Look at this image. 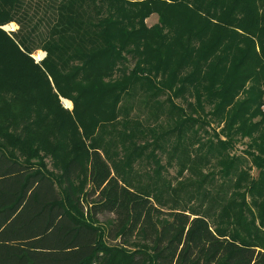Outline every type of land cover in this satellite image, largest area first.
<instances>
[{
  "label": "trees",
  "instance_id": "1",
  "mask_svg": "<svg viewBox=\"0 0 264 264\" xmlns=\"http://www.w3.org/2000/svg\"><path fill=\"white\" fill-rule=\"evenodd\" d=\"M262 105L264 0H0V264H264Z\"/></svg>",
  "mask_w": 264,
  "mask_h": 264
},
{
  "label": "rangeland",
  "instance_id": "2",
  "mask_svg": "<svg viewBox=\"0 0 264 264\" xmlns=\"http://www.w3.org/2000/svg\"><path fill=\"white\" fill-rule=\"evenodd\" d=\"M156 19H157L156 14H152L147 19V25H149V26L152 25L154 22H156ZM7 25L12 26L13 27V30H11V31L10 30H7ZM2 28L7 33H11V32H14V31L17 30L18 25L16 23H14V22H10V23L5 24L4 26H2ZM41 30H42V34H41V36L36 37V39H35L36 42H38L40 40V38L43 37V35H45L46 25H42ZM195 45H198V44H195ZM36 51L37 52L38 51L45 52V50H43V49H38ZM127 60H128L127 63H126L127 64V66H126L127 67V70L124 71V74L125 73H128L127 71L134 66L135 62L137 61V57H132V56L129 55L128 58H127ZM141 66H145V67L149 68V64L148 63L147 64L143 63V64H141ZM189 69H192V66H190V67H188L186 69H183V71L184 72H188ZM183 71H180L179 74H184ZM150 76L151 77H154V73H150ZM159 78H160L159 76H156L153 80L155 82H158L159 81ZM179 82H176V86H178L180 84ZM163 89H165L166 92L168 91V88H166V87H163ZM169 94H171V92H169ZM243 95L244 94H240V96L238 98L241 99L243 97ZM146 96L147 95L145 93L144 94H142V93L133 94L132 95V98H130L131 104L133 106L132 107L133 108V111L130 112V115L129 116L124 117V118H127L129 120H135V121H136L137 118H138L137 120H139V121H141L140 119H143V120L145 118L148 119L149 116H150V113L152 111H155L156 108H157V106L159 105V103H161L160 101L163 102V101L166 100V95L163 94V96H161V99L158 100V102L156 104H153L154 102H151V100L149 101L148 99H146L145 102L144 101L141 102L142 100H144V98H146ZM183 98L182 97H177V98H174V101L177 104H183L184 103L183 100H185V97H183ZM186 98L188 99V101H193V98L190 97V96H187ZM65 100L66 99H64V102H65ZM140 103H141V105L143 103H145L144 108H140L141 107L140 106ZM64 107L67 108V110L71 111L72 110L71 102H70V106L67 105V106H64ZM139 108H140V110H139ZM163 108L165 110V113L164 114L161 113L162 116H161V118H159L160 120L159 119L158 120L159 121H163L166 124L168 122V120H169L168 119V116L169 115L166 114V110H167L166 108L167 107H163ZM262 109L264 110V105H262ZM206 110H208V107H206ZM137 113L139 114L138 116H137ZM143 120L141 121L142 123L144 122ZM155 124L156 123L154 122L153 125H155ZM165 127L166 128H171L172 125L165 126ZM210 128L207 127V129H208V131L210 133H211L212 128H215L216 131H219L222 128V124H219L218 125L217 123H215V121H213L212 124H211V126H210ZM248 143H249V138H247V137H243V138L240 137L239 138L238 136H236V138L234 139V149L229 151L230 155H232V154L233 155H243V152H244L243 150H245L247 148V144ZM195 147H196V145H195ZM146 150L147 151L144 153L143 156H140L137 160H135L132 163V167H131V169L129 171L130 174H132V177L134 179H138V181H136L137 183H141V184L146 183L148 181L147 180V176L150 175L151 177H153L154 171L157 170V169H159V166L164 167V170H162V172H160V176L162 177V179L164 181L170 182L172 185H175V183L177 181H179L181 178L183 179V178H186V177H188L190 175V172H187V171H184L183 172V176H180L179 177L178 175H176V169H177L176 165L168 166L167 163H166L167 157L164 156L163 154H159L158 153L159 158L157 160V163L151 162L150 160L147 159L148 151H150V149H146ZM116 151L118 152L119 150L116 149ZM115 159H116V162L115 163L116 164H119L120 163V166L121 167L123 166L122 164H125L124 161H123V156L121 155V153H119L118 157H115ZM44 162H45V165L48 168V170H51L53 173H56V174L59 172V164L58 163H54V160H53V158L50 155H46L44 157ZM250 166H251L250 174H252V176H256L257 175V170H256L255 166H253L251 164H250ZM203 171L207 172L208 169L205 168ZM190 178H195V177H190ZM86 189H87V186L84 187L83 192ZM83 195H84V193L81 194V196H83ZM181 196H183V194H181ZM195 201L196 200H193L191 202V205H194L195 203H197V201L196 202ZM110 217H112V215L111 214H107V213L99 214L98 215V218H99V220L101 222H103L104 220H106L107 218H110Z\"/></svg>",
  "mask_w": 264,
  "mask_h": 264
},
{
  "label": "built area",
  "instance_id": "3",
  "mask_svg": "<svg viewBox=\"0 0 264 264\" xmlns=\"http://www.w3.org/2000/svg\"><path fill=\"white\" fill-rule=\"evenodd\" d=\"M7 30H13V27L10 25H7ZM46 55V52H42V51H36L34 53L31 54V57L34 59L35 62H40ZM62 103L64 106H67L66 103L64 102V99H62Z\"/></svg>",
  "mask_w": 264,
  "mask_h": 264
},
{
  "label": "crops",
  "instance_id": "4",
  "mask_svg": "<svg viewBox=\"0 0 264 264\" xmlns=\"http://www.w3.org/2000/svg\"><path fill=\"white\" fill-rule=\"evenodd\" d=\"M35 51H36V50H35ZM35 51H34V52H35ZM34 52H33V53H34Z\"/></svg>",
  "mask_w": 264,
  "mask_h": 264
}]
</instances>
